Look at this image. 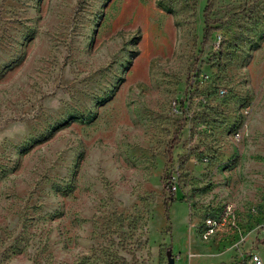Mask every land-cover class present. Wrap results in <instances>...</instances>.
I'll list each match as a JSON object with an SVG mask.
<instances>
[{
	"label": "rangeland",
	"instance_id": "374dc122",
	"mask_svg": "<svg viewBox=\"0 0 264 264\" xmlns=\"http://www.w3.org/2000/svg\"><path fill=\"white\" fill-rule=\"evenodd\" d=\"M206 1L0 0V264H264L198 236L264 217V0Z\"/></svg>",
	"mask_w": 264,
	"mask_h": 264
},
{
	"label": "built area",
	"instance_id": "2783aa9c",
	"mask_svg": "<svg viewBox=\"0 0 264 264\" xmlns=\"http://www.w3.org/2000/svg\"><path fill=\"white\" fill-rule=\"evenodd\" d=\"M221 35L219 33H215L210 41V48L216 49L220 43ZM210 75L204 72L199 73L197 77H193L192 82L188 86V92L195 91L209 81ZM226 94V89L224 87H218L215 90V96L223 97ZM207 98V94L205 95H195L194 100L197 103H205ZM250 109V105H247L244 108V113H248ZM245 125H242L235 129L232 133L231 138L234 141H238L244 132ZM191 161H195L196 159L191 156ZM208 158L206 156L200 157L201 163H206ZM170 189L174 193L177 189V177L170 175ZM250 218L252 216L256 217L255 219L251 220V227L247 231L241 230L238 225L237 217L234 211V207L232 204H226L223 209L218 214H210L204 217L201 225L198 229V236L201 241L204 243H208L212 240L220 239V238H227L229 233L232 232L233 235L236 237L229 243L227 248L223 251L209 253L210 257L218 256L225 251L234 252L235 250L240 251L241 247L246 243L247 236L249 233L253 235H257L259 238H264V217H258V209L255 206L249 208ZM247 252V251H246ZM241 253V252H240ZM188 256H191L192 253H188ZM244 264H263L262 258L257 251H249L243 260ZM211 264V263H208Z\"/></svg>",
	"mask_w": 264,
	"mask_h": 264
},
{
	"label": "trees",
	"instance_id": "16d2710c",
	"mask_svg": "<svg viewBox=\"0 0 264 264\" xmlns=\"http://www.w3.org/2000/svg\"><path fill=\"white\" fill-rule=\"evenodd\" d=\"M209 4H211V0H207V1H206V6H205V8H204V13H205V11L207 10L206 8L209 6ZM204 29H205V28H204ZM204 41H205V40H204ZM176 139H177V135H175V136L170 140V143H169V144L171 145L172 143H174ZM170 145H169V146H170ZM166 178H168V181H165V184H164V180H165ZM170 181H171V178H170V177H166L165 174L163 173L162 176H161L162 187L170 193V194H168V198H167V200H169L170 198L173 197V196H172L173 192H172L171 189H170ZM167 200L164 202V212H165V216H166V218H167V209H168V206H169V203H170V202L167 201Z\"/></svg>",
	"mask_w": 264,
	"mask_h": 264
},
{
	"label": "crops",
	"instance_id": "0c3cea01",
	"mask_svg": "<svg viewBox=\"0 0 264 264\" xmlns=\"http://www.w3.org/2000/svg\"><path fill=\"white\" fill-rule=\"evenodd\" d=\"M258 237V236H257ZM253 238H254V235L253 234H251V233H249L248 234V236H247V241H248V243L249 242H251L252 240H253ZM225 240H226V238H224ZM220 240H222V241H216L215 240V242H221V243H224L223 242V238H220ZM229 239H228V237H227V241H228ZM209 243V242H208ZM221 243H219V244H221ZM246 244V243H245ZM184 245V248L185 249H187V245H188V247L190 246V247H193V248H195V249H199V250H201V249H206L208 246H210V245H207V247L205 246V247H203V246H201L199 243H197V242H186L185 244H183ZM229 245V244H228ZM227 245V246H228ZM227 246L226 247H224L222 250H220V251H223V250H225V248H227ZM208 253V252H207ZM211 253H213V252H211ZM215 253V252H214ZM231 253V251H225V252H223L222 254H224V256H226L227 258L229 257V256H231L232 254H230ZM206 255H208V254H206ZM221 255V254H220ZM187 264H194L192 261H188L187 260Z\"/></svg>",
	"mask_w": 264,
	"mask_h": 264
},
{
	"label": "water",
	"instance_id": "95a60500",
	"mask_svg": "<svg viewBox=\"0 0 264 264\" xmlns=\"http://www.w3.org/2000/svg\"><path fill=\"white\" fill-rule=\"evenodd\" d=\"M166 264H174L172 257H170V253L167 252V263Z\"/></svg>",
	"mask_w": 264,
	"mask_h": 264
}]
</instances>
